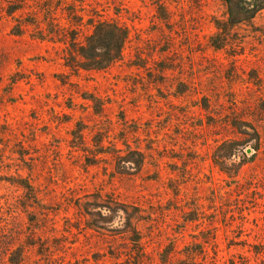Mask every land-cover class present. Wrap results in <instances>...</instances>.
<instances>
[{
  "label": "rangeland",
  "instance_id": "obj_1",
  "mask_svg": "<svg viewBox=\"0 0 264 264\" xmlns=\"http://www.w3.org/2000/svg\"><path fill=\"white\" fill-rule=\"evenodd\" d=\"M224 16L222 0H0V264H264V9L213 50ZM88 19L128 38L72 72Z\"/></svg>",
  "mask_w": 264,
  "mask_h": 264
},
{
  "label": "trees",
  "instance_id": "obj_2",
  "mask_svg": "<svg viewBox=\"0 0 264 264\" xmlns=\"http://www.w3.org/2000/svg\"><path fill=\"white\" fill-rule=\"evenodd\" d=\"M222 3L225 7V16L213 20L215 32L208 39L213 50L223 49L231 30L236 25L252 20L264 9V0H222ZM87 24L91 27V32L81 43L73 37L66 43L63 61L65 67L72 72L102 70L119 61L128 38L127 28L116 22L88 19ZM88 100L92 103L95 113H98L100 108L98 100L93 97H89ZM247 129L256 133L250 126ZM257 145L258 142L251 149L256 151ZM235 174L236 172L230 178H234ZM24 187L29 189L27 185ZM193 255L186 254V258Z\"/></svg>",
  "mask_w": 264,
  "mask_h": 264
},
{
  "label": "water",
  "instance_id": "obj_3",
  "mask_svg": "<svg viewBox=\"0 0 264 264\" xmlns=\"http://www.w3.org/2000/svg\"><path fill=\"white\" fill-rule=\"evenodd\" d=\"M250 153V150L248 149V150H246V154H249Z\"/></svg>",
  "mask_w": 264,
  "mask_h": 264
}]
</instances>
